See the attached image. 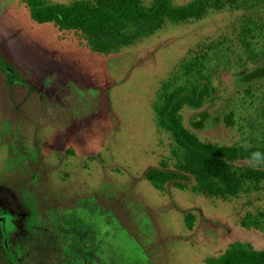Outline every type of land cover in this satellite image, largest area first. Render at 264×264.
<instances>
[{"label": "rangeland", "instance_id": "374dc122", "mask_svg": "<svg viewBox=\"0 0 264 264\" xmlns=\"http://www.w3.org/2000/svg\"><path fill=\"white\" fill-rule=\"evenodd\" d=\"M86 39L37 22L25 0H0V264H209L233 244L264 251L263 180L223 198L145 177L185 161L157 113L183 86L206 98L179 112L202 141L264 146V4L163 20L110 53Z\"/></svg>", "mask_w": 264, "mask_h": 264}, {"label": "trees", "instance_id": "16d2710c", "mask_svg": "<svg viewBox=\"0 0 264 264\" xmlns=\"http://www.w3.org/2000/svg\"><path fill=\"white\" fill-rule=\"evenodd\" d=\"M25 1L37 22L56 23L65 30H83L92 50L110 53L154 32L163 20H200L214 7L235 8L239 0H190L186 4H180L178 0H78L70 5L50 0ZM256 1L264 4V0ZM132 25H137L139 30L129 35L127 31ZM202 92L200 88L183 86L164 98L157 109L160 124L171 131L185 149V161L174 169L167 164L152 167L145 177L161 190L172 182L180 188H193V191L210 197L239 196L246 192L250 179L264 181V170L248 164L239 165L241 161H248L252 151L264 152V146H251L245 150L241 146L206 143L187 128L179 112L184 106L201 108L206 101ZM193 179L191 186L183 181ZM189 217L193 216L188 214ZM209 264H264V251L254 252L233 244Z\"/></svg>", "mask_w": 264, "mask_h": 264}, {"label": "clouds", "instance_id": "9594fccd", "mask_svg": "<svg viewBox=\"0 0 264 264\" xmlns=\"http://www.w3.org/2000/svg\"><path fill=\"white\" fill-rule=\"evenodd\" d=\"M241 147L247 150L251 147V145L247 142H244ZM247 163L252 168L264 167V152L252 151L250 153Z\"/></svg>", "mask_w": 264, "mask_h": 264}, {"label": "flooded vegetation", "instance_id": "af4514ba", "mask_svg": "<svg viewBox=\"0 0 264 264\" xmlns=\"http://www.w3.org/2000/svg\"><path fill=\"white\" fill-rule=\"evenodd\" d=\"M0 201H1V198H0ZM3 201V200H2ZM4 216H0V222H3L4 221V218H3Z\"/></svg>", "mask_w": 264, "mask_h": 264}]
</instances>
